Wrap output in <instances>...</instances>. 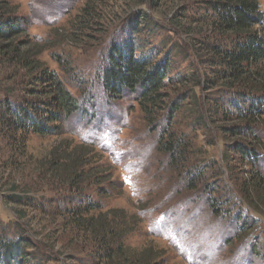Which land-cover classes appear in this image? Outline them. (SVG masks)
Masks as SVG:
<instances>
[{
	"label": "rangeland",
	"instance_id": "rangeland-1",
	"mask_svg": "<svg viewBox=\"0 0 264 264\" xmlns=\"http://www.w3.org/2000/svg\"><path fill=\"white\" fill-rule=\"evenodd\" d=\"M257 1L264 10V0ZM0 3L6 4L7 14L23 17L25 34L18 39L40 51L39 61L59 77L80 107L67 119L61 135H29L26 155L21 158L0 130V236L28 241L24 264H106L93 255L89 238L76 233L57 214L77 197L56 190L57 179L48 182L44 177L45 157L62 139L89 152L88 159H93L87 167L103 166L112 175L108 181L111 191L104 201L109 208L124 211L132 229L131 242L137 250L158 254L154 264H264V214L245 206L233 186L234 178L245 175L246 165L231 156L229 163L223 161L229 142L222 139L218 123L208 119L207 126L196 128L191 117L195 97L203 93L211 97L219 90L195 88L192 92L190 86H175L170 97L184 99L182 108L172 119L167 118L168 112L153 123L144 119L133 94L112 101L103 91L101 73L108 50L112 43L121 44L129 37L137 41L139 50L159 51L158 61L169 62L170 78L187 74L190 68L201 78L210 65L200 42L214 39L205 24L194 22L198 32L188 33L190 22L179 15L176 2L95 4L89 16H96L89 24L82 21L83 9H89L87 0ZM25 77L23 67L0 55V95L4 91L23 93L20 84ZM214 104L204 98L202 112L207 115ZM171 132L184 135L190 143L183 166L176 155L158 147V139ZM11 161L15 166L3 169ZM261 168L264 172V160ZM11 181L27 185L35 204L43 207L26 206V216L19 218L9 197L21 191L12 190ZM89 189L82 196L96 199L94 189ZM57 198L65 203L59 204ZM243 222H252L253 228L245 231Z\"/></svg>",
	"mask_w": 264,
	"mask_h": 264
},
{
	"label": "trees",
	"instance_id": "trees-1",
	"mask_svg": "<svg viewBox=\"0 0 264 264\" xmlns=\"http://www.w3.org/2000/svg\"><path fill=\"white\" fill-rule=\"evenodd\" d=\"M111 1L117 0H87L89 9H83L86 16L82 21L89 24L95 19L96 13L89 16L93 5ZM156 1L157 4L176 2L179 15L190 22L188 33L198 32L194 22L209 28L214 39L200 44L208 55L206 62L210 67L204 69L201 78L192 68L187 74L170 78L169 62L158 61L161 53L151 48L139 50L137 41L129 37L121 44L112 43L108 50L101 73L104 93L112 101L133 94L144 119L153 123L168 112L167 118L172 119L182 108L180 103L184 99L179 101L170 97L175 86H190L192 92L195 88L201 91L217 88V95L208 97L203 93L195 97L192 120L196 128L207 126L208 119L218 123L222 139L229 142L222 155L223 161L229 163L231 156L246 165L245 175L234 178L235 194L249 209L264 214V172L261 168L264 160V10L257 0H151L153 4ZM5 9L6 4L0 3V10L4 11L0 14V55L23 67L26 77L20 84L23 93L4 91L0 95V130L21 158L26 155L29 135L42 138L61 135L67 119L80 107L59 77L39 61L40 51L32 49L27 40L18 39L19 35L25 34L23 17L7 14ZM141 21L142 18L138 23ZM133 31L136 34L132 36L136 38L137 29L133 28ZM24 46L27 47L23 49ZM220 92L223 93L221 97ZM204 98L215 102L207 115L201 108ZM60 141L45 157L44 177L48 182L49 178L57 179L60 182L56 190L73 192L77 197L69 200L57 214L66 218L76 233L89 238L93 255L100 261L106 264H154L158 254L151 249L137 250L131 242L132 229L124 211L109 208L104 201L111 191L112 183L108 181L112 175L103 166L87 167V161L93 159L92 156L88 159V151L71 147V143L67 144L63 139ZM157 144L161 151L176 155L183 166L184 152L190 146L184 135L167 133ZM10 163L3 169L16 164ZM11 183L12 190L21 191L9 197L17 206L15 214L19 218L26 216V206L38 210L43 207L35 204L33 192L27 185ZM90 187L94 189L96 199L91 195L82 196ZM56 200L59 204L65 203L63 199ZM131 221L137 224L136 218ZM250 223L243 222L242 229L253 228ZM28 248V241L22 237L0 236V264H24ZM37 264L40 263L37 261Z\"/></svg>",
	"mask_w": 264,
	"mask_h": 264
}]
</instances>
